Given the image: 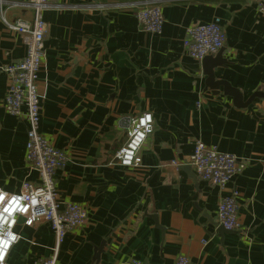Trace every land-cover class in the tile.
I'll list each match as a JSON object with an SVG mask.
<instances>
[{
    "label": "crops",
    "instance_id": "0c3cea01",
    "mask_svg": "<svg viewBox=\"0 0 264 264\" xmlns=\"http://www.w3.org/2000/svg\"><path fill=\"white\" fill-rule=\"evenodd\" d=\"M2 1L0 187L18 192L38 171L26 161V117L4 109L9 77L2 68L21 61L27 45L1 12L9 21H30L33 13L29 0ZM138 1L51 0L43 12L40 131L69 155L56 176L58 199L88 211L66 235L57 264H174L179 255L195 264H264V0H157L165 17L160 34L141 27ZM215 17L225 29L227 61L215 68L216 79L244 102L259 93L247 106L223 86L211 88L204 61L183 45L188 27ZM145 111L155 128L142 164L124 166L115 152L129 120ZM195 139L235 154L245 168L224 189L199 179L190 164ZM233 189L241 229L220 232L217 207ZM16 231L21 238L7 264H33L56 244L46 221L27 227L20 220Z\"/></svg>",
    "mask_w": 264,
    "mask_h": 264
},
{
    "label": "built area",
    "instance_id": "2783aa9c",
    "mask_svg": "<svg viewBox=\"0 0 264 264\" xmlns=\"http://www.w3.org/2000/svg\"><path fill=\"white\" fill-rule=\"evenodd\" d=\"M2 4L3 1L0 0ZM32 9V20L17 18L9 21L3 12L2 20L7 27L22 35L27 45L25 57L15 63L3 66L9 77L4 98V109L16 117L28 121L26 161L38 171L36 182L25 181L18 192L5 191L0 187V264H7L11 249L21 236L16 231L20 222L27 227H36L40 222H49L55 232L56 244L50 254L34 261L33 264H57L58 252L66 235L81 227L88 218V211L77 202L63 203L58 199L56 176L69 161L68 153L57 148L40 131L42 108L38 89L41 65L46 56L45 38L48 24L43 12L50 7L51 0H29L24 3ZM141 27L149 33L160 34L165 17L157 0H140L133 3ZM103 6V5H102ZM225 29L220 18L199 22L186 30L183 45L189 55L197 60L214 56L225 46ZM153 113L145 111L132 117L127 126L126 140L116 151L115 158L124 166L137 167L142 164L141 151L155 128ZM177 164L176 161H173ZM190 164L199 179L209 181L221 189L245 168V162L232 153H226L216 145L195 139L190 155ZM239 191L233 189L221 197L217 207V221L226 230H240L238 218ZM11 201V203H9ZM7 206L9 212H3ZM126 264H145L132 259ZM174 264H195L186 255H179Z\"/></svg>",
    "mask_w": 264,
    "mask_h": 264
},
{
    "label": "water",
    "instance_id": "95a60500",
    "mask_svg": "<svg viewBox=\"0 0 264 264\" xmlns=\"http://www.w3.org/2000/svg\"><path fill=\"white\" fill-rule=\"evenodd\" d=\"M224 49H221L216 56H206L203 59V66H204V71H205V75L207 76L206 79V83L211 87L214 88L216 90H219L221 86H223L224 88V92L234 96L236 102L240 105V106H247L250 102H252V100L259 95V93H255L253 94L246 102H244L242 100V94L237 90V89H233L232 87L229 86V84H227V82L222 81V80H217L216 79V75H215V68L219 67V66H223L227 63V61L223 58L222 54H223ZM242 100V103H241ZM240 102V103H239ZM154 219L156 220V217H154ZM219 231L220 232H224L226 231V229L220 225L219 226ZM103 245L101 244L98 248H97V253H96V258L99 259L100 253L102 252L103 249Z\"/></svg>",
    "mask_w": 264,
    "mask_h": 264
},
{
    "label": "snow or ice",
    "instance_id": "6c2138e0",
    "mask_svg": "<svg viewBox=\"0 0 264 264\" xmlns=\"http://www.w3.org/2000/svg\"><path fill=\"white\" fill-rule=\"evenodd\" d=\"M0 200H3V196L2 195H0ZM9 203H11V201L9 202ZM3 212H9V208L7 207V206H5L4 208H3Z\"/></svg>",
    "mask_w": 264,
    "mask_h": 264
},
{
    "label": "trees",
    "instance_id": "16d2710c",
    "mask_svg": "<svg viewBox=\"0 0 264 264\" xmlns=\"http://www.w3.org/2000/svg\"><path fill=\"white\" fill-rule=\"evenodd\" d=\"M116 153V152H115Z\"/></svg>",
    "mask_w": 264,
    "mask_h": 264
}]
</instances>
